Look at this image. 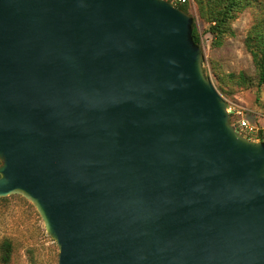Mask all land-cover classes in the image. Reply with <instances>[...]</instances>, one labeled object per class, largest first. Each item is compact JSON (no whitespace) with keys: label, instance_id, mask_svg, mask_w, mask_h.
Wrapping results in <instances>:
<instances>
[{"label":"water","instance_id":"95a60500","mask_svg":"<svg viewBox=\"0 0 264 264\" xmlns=\"http://www.w3.org/2000/svg\"><path fill=\"white\" fill-rule=\"evenodd\" d=\"M170 0H0V197L59 264H264V140Z\"/></svg>","mask_w":264,"mask_h":264},{"label":"rangeland","instance_id":"374dc122","mask_svg":"<svg viewBox=\"0 0 264 264\" xmlns=\"http://www.w3.org/2000/svg\"><path fill=\"white\" fill-rule=\"evenodd\" d=\"M170 1L175 3L178 0ZM189 13L193 15L201 34L204 71L216 87L222 84L225 88L221 92L217 87L226 99L227 107L232 109L230 121L235 125L238 123L239 116L234 111L243 107V115L264 129V84L239 88L233 86L226 76L231 72L256 75L245 38L251 26L263 16V10L259 6H249L240 12L232 21L234 33L228 35L220 46L212 45L213 36L206 30L208 23L200 17L195 2H191ZM219 75L225 77L224 82ZM260 136L264 138L262 130L251 137L259 140ZM6 239L12 243V258L8 264H59L57 242L46 231L36 207L20 194L0 197V246ZM0 264L4 263L0 260Z\"/></svg>","mask_w":264,"mask_h":264},{"label":"trees","instance_id":"16d2710c","mask_svg":"<svg viewBox=\"0 0 264 264\" xmlns=\"http://www.w3.org/2000/svg\"><path fill=\"white\" fill-rule=\"evenodd\" d=\"M200 17L208 23L207 32L212 34V45L220 46L224 39L234 33L232 21L249 6H259L264 12V0H194ZM186 12H190V0L186 2H175ZM193 38L197 44L202 46L201 34L197 24L193 22ZM245 45L252 54L256 67V75L249 76L245 72L229 73L227 78L236 87H247L253 84L261 86L264 84V13L263 16L248 30ZM219 79L224 82L225 77L219 75ZM218 89L223 92L225 88L219 84ZM264 140L262 136L258 138ZM0 260L8 264L12 258V243L6 239L2 242Z\"/></svg>","mask_w":264,"mask_h":264},{"label":"built area","instance_id":"2783aa9c","mask_svg":"<svg viewBox=\"0 0 264 264\" xmlns=\"http://www.w3.org/2000/svg\"><path fill=\"white\" fill-rule=\"evenodd\" d=\"M178 1H181V2H186L188 0H178ZM190 2H194L193 0H190ZM209 37H207V40H208ZM229 110V114L232 112V109L231 108H228ZM238 116H239V120H238V123L235 125V128L237 129V131H239L241 134L243 135H246L247 137H250L252 138L251 136L258 132V131H263L264 132V129L263 128H260L259 126L253 124L250 122L249 119H247L243 113H244V108L243 107H240L239 109L235 110L234 111Z\"/></svg>","mask_w":264,"mask_h":264}]
</instances>
